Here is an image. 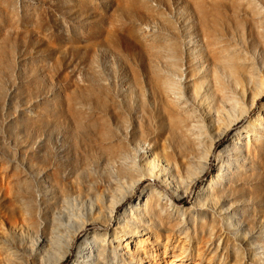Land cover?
Listing matches in <instances>:
<instances>
[{
    "label": "rangeland",
    "instance_id": "obj_1",
    "mask_svg": "<svg viewBox=\"0 0 264 264\" xmlns=\"http://www.w3.org/2000/svg\"><path fill=\"white\" fill-rule=\"evenodd\" d=\"M165 79L178 106L163 93ZM183 128L200 130L202 154ZM136 144L158 164L166 159L171 177L158 166L150 181L170 221L163 230L146 215L157 237L142 258L264 264V0H0L1 241L20 231L27 246L11 259H30L36 245L17 214L23 201L39 234L66 237L67 220L87 223L68 244L33 252L46 260L71 245L60 264H72L106 193L120 200L117 219L147 189L127 187L108 154L119 146L129 162ZM78 256L79 264L118 259Z\"/></svg>",
    "mask_w": 264,
    "mask_h": 264
},
{
    "label": "bare ground",
    "instance_id": "obj_2",
    "mask_svg": "<svg viewBox=\"0 0 264 264\" xmlns=\"http://www.w3.org/2000/svg\"><path fill=\"white\" fill-rule=\"evenodd\" d=\"M171 82H174V81L171 79H165L162 82L163 83L162 84L163 93L166 95L167 100L172 105L178 106V104H179L178 99L174 96L176 93H175V90H174ZM223 98L225 100H230V99L232 100V97L230 95H226V94L224 95ZM252 102H254V99ZM181 127H183V126L180 125V129H181ZM183 129L185 131H183L181 133L182 139L187 141V138H188V142L190 144L188 147L190 148V150L193 148L194 150H196L197 155L202 154L201 150L199 148V145H198L199 144L198 142L200 140V137H199L200 136V132H199L200 130L194 128L191 131H189L191 133V134H189L186 132L187 129H185V128H183ZM186 136H187V138H186ZM118 147L119 146H117V147L109 146L108 147L109 148L108 154L113 155L114 159L116 158V159L121 161L119 163V167L121 169L120 172H121L122 178L124 180H126V182H127V187L131 188V186H135L138 183H142V181H145V186L147 189H143V191L140 192V194L137 198H135V199L131 200L129 203H127L128 205L125 206L124 208H122L117 219H115L113 217V215H114L113 212H114L115 207L120 202V200H118L119 198L117 199L110 192H109V194L106 193V195H107L106 203L104 205L98 206L95 215L91 218L92 220H90V221H92L93 224H91V225L94 226V228H92L89 231H86L85 235L83 236L80 243L77 244L75 247L74 260H73L72 264H79L80 263V261H78V259H80V257L78 255H85V257H89V258H92V260H94V258H96V259L99 257L102 258L106 254H110V255L112 254L113 256L116 255V257H118V259L115 260L116 263H114V264H156L153 262L149 263L148 260L141 257V254H144V252L147 251V248H148L149 244L151 243V241L157 237V233H156L153 225L151 226L150 224H146V221H148V218L147 219H145V218L148 216L147 214L152 215V216H157L159 218V221L157 223L158 226H162V224H163V226H164L163 230L169 228L166 226L168 224L165 223L167 221H170L169 213L164 212V209L162 208V205H165V204H163V201L161 204V200H160L158 194L153 192V190L150 187V181L152 182V180L157 178L156 174L154 173V170L156 171L160 166L162 167L163 174H164L162 179L164 180V178L165 179L171 178V177H169L170 174L167 170L168 161L166 159H164L163 165L158 164L156 156L152 157V154H151V157H150L149 156L150 155L149 150H147L145 147H142V146L140 147L138 144H136L134 146L135 148H131L129 150V152L131 153V154L129 153L131 160L129 162L128 161L126 162V158H127L126 156L128 153L127 150L122 152L120 150H117ZM188 152H189V150H188ZM183 164H185L186 167L190 166L189 163H183ZM170 183L164 182V187L167 189H171V191H173V192H176V189H174L177 186L176 183L173 185V186H175L174 188L171 186ZM54 186H56V185H54ZM140 188H142V187H140ZM104 190H105V188H104ZM133 190H135V189H133ZM118 191H119L118 194L120 195V193L122 191L120 189ZM126 196H128V195H126ZM202 196H204V195H202ZM97 197H98V195H97ZM29 211H30V205L27 202L22 201L20 206L17 207V214H18V217L20 219V223L22 221L21 225L25 228V232L27 233L29 231V232L34 233L33 238L36 242V245H33V246L30 245L28 248L29 251L31 252L30 253L31 258L28 260L24 259L23 261L22 260L20 261L17 259H11V255H9V254L16 253L17 251L26 252L27 246L22 241V234L20 231L18 232V234H19L18 238H15V239L8 238L6 241H9V244L4 245V243L1 241V238H2V236L3 237L6 236L5 235L6 229L4 228V226L2 224H0V233H1V235H0V246H1L0 249L5 251V254L2 256V258H0V264H60V262L63 261L62 259L64 257V252L70 253V246L71 245L67 246L66 244H63L61 247L65 248V249H63L64 252H60L58 254L53 253V256H51L50 258H47L46 260H39L38 259L39 261H36L35 258L33 257V255H34L33 252H36L35 249L43 246L44 244H47L49 248L52 246L51 244L54 242L57 244H59L61 242L62 243L65 242L68 244V242H66V240L74 239L75 236L78 234V232H80L82 229L85 228V225L87 223L84 225L83 223H77L76 221L67 220L68 224L71 225V228H72L70 231H68V232L66 231L67 233L66 232L64 233V234H66L67 238L65 236H63L62 234H57L56 232H50V234L48 233L47 235L39 234L38 232H36V230H34V229H36L35 224L32 221V219L30 218ZM93 214H94V212H93ZM176 219H178V218L176 217ZM100 221L102 223L106 222L105 223L106 226H104L103 230L98 228L100 226L99 225ZM74 223H75V225H74L75 227L72 226ZM55 225L58 226L57 222ZM57 226H56V228L54 226V228L62 231V229H58ZM185 228H186V226H185ZM46 231L49 232V230H46ZM55 233H56V236H55ZM168 237H170V236H168ZM10 247H12V248H10ZM57 249H59V248H57ZM55 251H58V250H55ZM50 252L52 253L53 250L50 249ZM6 254L9 256H7ZM181 256H183V255H181ZM80 260H82V258ZM100 262H103V261L101 260Z\"/></svg>",
    "mask_w": 264,
    "mask_h": 264
}]
</instances>
